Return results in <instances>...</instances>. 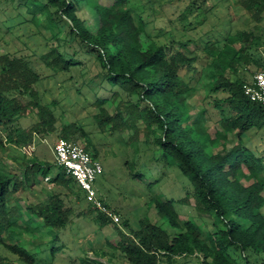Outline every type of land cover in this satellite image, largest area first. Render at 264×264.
<instances>
[{
    "label": "trees",
    "instance_id": "obj_1",
    "mask_svg": "<svg viewBox=\"0 0 264 264\" xmlns=\"http://www.w3.org/2000/svg\"><path fill=\"white\" fill-rule=\"evenodd\" d=\"M27 4L36 22L39 14L44 16L46 27L58 41V44L52 42L50 50L43 55L44 64L54 70L68 71L80 63L68 58L61 49L59 34L65 28L66 36L79 39L81 45L91 49L89 52H96L108 81L120 85L131 99L121 107L127 110L126 120L137 126L141 119L152 132L160 131L156 141L163 155L189 178L198 210L214 216L215 230L205 233L195 220L180 219L175 199L153 196L151 203L164 219L163 224L146 217L140 219L137 228H132L129 220L124 219V227L130 230L126 232L95 209L101 226L114 224L118 229L120 240L116 247L129 262L162 264L164 259L175 264L174 258L178 256L199 255L201 264H264V156L245 142L247 132L264 128V104L252 102L245 95L243 87L250 77L247 79L242 73V65L252 63L257 64L258 70H264V59L257 54L264 48L263 38L241 29L224 38L223 45L206 47L211 58L207 69H203L209 78L208 96H216L215 107L221 116V129L211 133L202 124L201 113L195 117L191 114L194 105L190 107L188 101L196 90V81L186 80L184 74L193 71L198 78L200 73L197 58L186 51L188 42L181 41V48L172 50L153 38L144 17L133 10L129 0H27ZM192 4L183 11L184 19L195 9L202 12L198 4ZM240 4L253 22L264 20V0H240ZM83 7L96 16L95 30L80 17ZM40 80L41 75L26 56L0 53V129L5 132V136H0V148L29 144L36 135L55 131V111L42 101L37 88ZM220 92L224 94L222 98L217 97ZM119 105L116 115H109L101 108L103 126L116 118L124 119ZM31 113H36L38 120L30 128H22L20 120ZM232 135L237 143L231 150L214 151L221 139ZM61 136L75 141L84 138L86 150L97 153L85 131L73 123L63 127ZM51 168L50 163L37 157L28 162L22 175L13 173L8 164L0 167V247L16 256L15 260H9L0 253V264H18L17 260L27 264L36 262L30 249L33 242L22 237L26 230L35 238L38 225L32 214L51 228L53 241L59 240L60 231L68 225L73 212L61 193H51L48 202L28 207L29 219H25L19 202L11 204L22 188L37 183L39 174L49 179ZM242 179L251 182L245 184ZM51 182L67 186L77 198L86 199L84 192L78 193L76 188L80 185L65 169L57 172ZM169 228L175 233L171 234ZM59 248L51 247V254L54 256ZM234 250H240L241 262L233 256ZM82 260L84 264H109L89 256Z\"/></svg>",
    "mask_w": 264,
    "mask_h": 264
},
{
    "label": "rangeland",
    "instance_id": "obj_2",
    "mask_svg": "<svg viewBox=\"0 0 264 264\" xmlns=\"http://www.w3.org/2000/svg\"><path fill=\"white\" fill-rule=\"evenodd\" d=\"M129 3L135 12L144 17L147 31L159 42L171 46L172 50L181 48V41L188 42L186 51L197 58L196 65L200 73L198 78L193 71L184 74L186 80L196 81V90L188 101L190 107L194 105L191 114L195 117L201 113V122L207 131L215 133L221 129L220 110L215 107L214 101L216 96H208L209 78L206 77V70H203L207 69L211 60L206 47L211 44L223 45L224 38L241 29L253 31L264 40V20L260 23L253 22L240 0H129ZM191 4H198L202 12L195 9L188 19H184L182 13ZM79 15L86 20L91 30L96 29V16L87 7H83ZM38 18L37 22L33 19L27 0H0V53L16 52L31 61L32 67L41 75L37 88L42 101L55 111L57 119L53 133L38 134L37 150L33 157L27 158L14 145L0 148V167L8 164L9 169L17 175L24 173L28 162L34 157L52 165L49 179L39 174L37 183L22 188L11 204L19 202L25 219H29L31 215L28 207L48 202L51 193H61L66 206L73 212L68 225L60 231L57 241L51 239V228L32 214L35 225H38L33 234L35 238L26 230L22 237L25 241L33 242L30 249L36 258L34 264H84L82 259L85 256L98 258L109 264H131L124 252L116 247L120 234L115 225L101 226L96 219L97 211L86 199L77 198L67 186L51 182L55 174L64 168L55 164L49 145L42 139H47L52 144L56 137L61 136L63 127L70 123L81 127L95 144L97 153L90 144L88 147L93 151L91 154L94 156L95 153L94 157L103 164V172L97 177L95 186L110 208L120 215V222L117 224L119 228L130 231L124 227V219L129 220L132 228H137L140 219L146 217L154 223L163 224L164 219L151 203L153 196H161L162 199H175V207L182 221L193 219L203 227L205 233L213 232L214 216L198 210L189 178L163 155L156 141L160 131L152 132L146 128L147 122L141 119L136 123L137 126L131 124V120H126L127 110L121 107L131 99L120 85H113L108 81L96 52H89L91 49L81 45L79 39L66 36L65 28L59 34L63 44L61 49L68 58L80 63L72 65L68 71L54 70L44 64L43 55L50 50L52 42L58 44V41L54 39V32L46 27L44 16L39 14ZM257 54L264 59V48ZM258 69L254 63L242 65V73L247 79ZM217 95L219 98L224 96L221 92ZM118 104L124 119L116 118L103 126L101 108L109 115H116ZM37 120L36 113L28 114L20 120V126L30 128ZM114 124L116 126L112 128ZM152 127L155 128L156 124ZM0 136H5L1 129ZM80 142L86 145L84 138ZM245 142L257 154L264 156V128H254L247 132ZM236 143V136L232 135L228 139H221L214 146V151L227 152ZM242 181L245 184L251 182L246 179ZM76 189L78 193L84 192L81 186ZM165 226L168 227L167 224ZM169 231L171 234L175 233L172 228ZM5 239L10 240L7 236ZM53 246L60 247L54 256L51 254ZM0 253L9 260L16 258L2 246ZM233 256L239 262L242 261L240 250H234ZM17 263L27 264L20 260ZM174 263L201 264L202 257L178 256L174 258ZM162 264L168 263L162 259Z\"/></svg>",
    "mask_w": 264,
    "mask_h": 264
},
{
    "label": "built area",
    "instance_id": "obj_3",
    "mask_svg": "<svg viewBox=\"0 0 264 264\" xmlns=\"http://www.w3.org/2000/svg\"><path fill=\"white\" fill-rule=\"evenodd\" d=\"M243 88L249 100L264 104V70L253 72ZM37 137L38 135L32 143L17 147L24 155L33 156L37 150ZM42 141L49 145L55 162L81 186L89 204L98 212L105 214L113 223L119 224L120 215L105 203L95 186L97 177L103 172L102 162L92 156L80 141L62 136L56 137L52 144L47 139H42Z\"/></svg>",
    "mask_w": 264,
    "mask_h": 264
}]
</instances>
